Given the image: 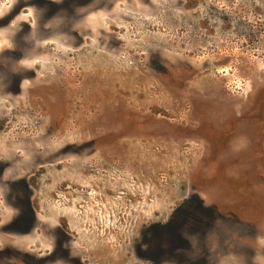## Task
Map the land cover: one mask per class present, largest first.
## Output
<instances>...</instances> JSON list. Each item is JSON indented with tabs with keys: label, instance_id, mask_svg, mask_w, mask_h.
<instances>
[{
	"label": "rangeland",
	"instance_id": "1",
	"mask_svg": "<svg viewBox=\"0 0 264 264\" xmlns=\"http://www.w3.org/2000/svg\"><path fill=\"white\" fill-rule=\"evenodd\" d=\"M30 1L0 0V17ZM83 1L33 0L0 28V53L22 46L0 60V264L47 256L59 224L97 264H147L135 248L166 239L141 233L191 196L219 210L261 201L243 215L259 227L251 261L222 260L264 264L262 129L235 121L251 88L264 98V0ZM26 200L41 230L4 231Z\"/></svg>",
	"mask_w": 264,
	"mask_h": 264
},
{
	"label": "flooded vegetation",
	"instance_id": "2",
	"mask_svg": "<svg viewBox=\"0 0 264 264\" xmlns=\"http://www.w3.org/2000/svg\"><path fill=\"white\" fill-rule=\"evenodd\" d=\"M32 1L33 0L26 4L11 7L6 14L0 17V28L11 24L25 7L31 5ZM88 1H83V3H87ZM20 28L22 32L19 36L20 38H24L26 35L24 33H29L30 25L26 24ZM39 30L41 31V27ZM21 48L22 46L17 44L14 48L12 47L9 50L6 49L0 53V60L5 61V66L15 63L22 58ZM7 77L8 79L10 78V83L8 84L9 91L14 93L19 92L22 78L19 77L16 72L10 71V67L8 68ZM262 87L264 92V80ZM259 91V89L255 90L254 88L249 90L251 95L246 99V101L249 102L246 112L238 114L236 119H234L238 122L242 120V118H259L257 121L259 126L257 125V127L262 130L257 133L259 138L254 134V142L263 145L264 98L257 96ZM5 167H7V165L0 164V175L2 178ZM6 183L15 190L21 187H25L28 190L29 187L25 180L21 179L14 181V179L9 178ZM179 204H183L185 209L186 216L184 220L178 225L173 223L176 224V226L171 227L169 231L165 229L168 233L174 232V240L170 242L166 241L164 245H159L156 243L161 237L154 238L151 236L154 230L160 229L156 226L167 224L171 216L164 223L151 225L146 232L141 233L140 237H150V240L146 243L147 245L144 243L145 246H151L152 244L158 246L144 249L135 248V255L139 261L147 264H223L222 258L225 256L237 257L239 254L246 256L245 258L251 261L253 249L247 242L255 239L259 232V227L252 224L248 218H245L246 216L252 215L254 212L251 208L245 210H243V208L239 209L235 201L232 202L229 210H219L214 206H207L203 201H187L180 202ZM23 205L24 206L21 207L25 209V211L22 212L21 216L17 217V219L11 221L4 231L28 236L33 230L35 232L41 230L35 207L27 200ZM244 214L246 216H243ZM55 235L53 249L50 250L44 258L35 260L34 264H97L96 259H91L82 253H75L71 247L70 234L65 231L64 226L59 224L55 231ZM1 251L6 253L7 256L13 254L17 256L24 255V257H26L25 255H27L14 249Z\"/></svg>",
	"mask_w": 264,
	"mask_h": 264
},
{
	"label": "trees",
	"instance_id": "3",
	"mask_svg": "<svg viewBox=\"0 0 264 264\" xmlns=\"http://www.w3.org/2000/svg\"><path fill=\"white\" fill-rule=\"evenodd\" d=\"M187 201H201V200H198L197 196H191L188 200H185L182 202H187ZM241 205H242V207H238L239 209L243 208V210H245V209L251 208L255 213H258L262 210V202L261 201L246 200V201H244V203L241 202ZM185 216H186V214H185L184 206H183V204H179L177 206V208H175V210L172 212L170 221L167 224L157 225L156 227L160 228V229L154 230L152 232L151 236H153L154 238H157V237L165 238L166 241H169V242L173 241L174 240L173 235H175L174 232L168 233L165 229H167L169 231L171 227H175L176 224L177 225L180 224L184 220ZM173 223H176V224H173ZM164 230H165V232H164Z\"/></svg>",
	"mask_w": 264,
	"mask_h": 264
}]
</instances>
